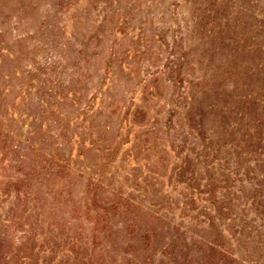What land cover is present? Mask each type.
<instances>
[{
  "label": "rangeland",
  "instance_id": "374dc122",
  "mask_svg": "<svg viewBox=\"0 0 264 264\" xmlns=\"http://www.w3.org/2000/svg\"><path fill=\"white\" fill-rule=\"evenodd\" d=\"M0 234L264 264V0H0Z\"/></svg>",
  "mask_w": 264,
  "mask_h": 264
},
{
  "label": "trees",
  "instance_id": "16d2710c",
  "mask_svg": "<svg viewBox=\"0 0 264 264\" xmlns=\"http://www.w3.org/2000/svg\"><path fill=\"white\" fill-rule=\"evenodd\" d=\"M21 249V250H20ZM20 251V253H19ZM32 251V246L29 245L27 239L26 248L14 247L13 250L9 249L7 239L0 234V264H27L29 260L28 252ZM184 259V258H183ZM29 264V263H28ZM176 264H190L188 261H178ZM220 264H249L246 261L238 262L235 260H223Z\"/></svg>",
  "mask_w": 264,
  "mask_h": 264
}]
</instances>
